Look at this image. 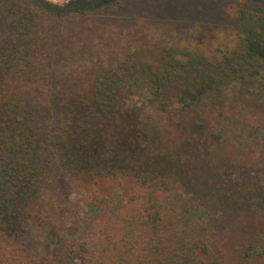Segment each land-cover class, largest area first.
Wrapping results in <instances>:
<instances>
[{"label":"trees","instance_id":"1","mask_svg":"<svg viewBox=\"0 0 264 264\" xmlns=\"http://www.w3.org/2000/svg\"><path fill=\"white\" fill-rule=\"evenodd\" d=\"M121 1L0 0V264H224L225 237L235 264L264 261V156L244 171L221 168L209 155L219 130L203 127V137L190 120L222 105L226 90L264 107L263 0L236 6L235 42L219 55L174 45L155 61L127 52L84 80L36 62L54 23ZM149 111L176 116L171 137H160ZM258 137L250 151H264ZM55 161L96 218L81 239L48 235L51 249L35 255L26 221L43 206ZM177 183L189 194L182 203ZM118 186L125 199L111 206Z\"/></svg>","mask_w":264,"mask_h":264},{"label":"rangeland","instance_id":"2","mask_svg":"<svg viewBox=\"0 0 264 264\" xmlns=\"http://www.w3.org/2000/svg\"><path fill=\"white\" fill-rule=\"evenodd\" d=\"M60 1V4L55 3L64 4L63 0ZM242 1L122 0L113 10H96L86 19L75 20L70 26L54 23L46 43L36 51V62L51 69L56 68L58 74L68 79L78 77L84 80L90 76V69L114 62L127 52L155 61L163 52V47L174 45L207 56L219 55L235 42L233 13ZM261 4L264 5V0ZM247 101V98L226 90L222 105L190 113L193 125L201 127L198 129L201 135L203 127L206 130H219L221 136L215 144L217 150L214 149V153L213 147L209 155L215 162H221V168H228L227 162L234 167L237 165L235 163H241L247 165L242 169L244 171L250 165L259 166V156H264V151H259L258 147L250 151L247 146L250 137L258 139V136L264 135V107H258L260 110ZM130 103L140 104L137 98H132ZM147 113L156 124L160 137H171L173 133L169 123L174 122L176 116ZM198 155L196 159L203 157L202 154ZM260 172L263 176L264 172ZM186 182H189L188 179ZM187 185L191 188L189 183ZM177 186L180 189L177 190L176 200L182 203V197L189 194L181 183H177ZM125 196L126 191L122 186L114 188L109 193L111 206L124 201ZM41 198L43 206L33 210L26 221L36 241L35 255L47 254L51 249V245H47L48 235L54 234L57 240L83 238L84 232L96 218L95 209L84 201L83 190L59 170L56 161L49 167ZM230 241L226 237L221 239L226 257L224 264H235L226 253ZM255 264H264V261H256Z\"/></svg>","mask_w":264,"mask_h":264},{"label":"built area","instance_id":"3","mask_svg":"<svg viewBox=\"0 0 264 264\" xmlns=\"http://www.w3.org/2000/svg\"><path fill=\"white\" fill-rule=\"evenodd\" d=\"M63 1H64V3H66L68 0H63ZM49 2H52V3H55L56 2V3L60 4L61 1L60 0H49Z\"/></svg>","mask_w":264,"mask_h":264}]
</instances>
